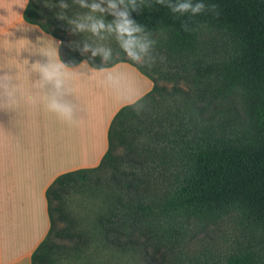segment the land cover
Returning a JSON list of instances; mask_svg holds the SVG:
<instances>
[{
  "label": "trees",
  "instance_id": "1",
  "mask_svg": "<svg viewBox=\"0 0 264 264\" xmlns=\"http://www.w3.org/2000/svg\"><path fill=\"white\" fill-rule=\"evenodd\" d=\"M204 2L216 4V12L192 17L189 26L194 30L185 31L182 21L190 14H174L156 0H136L139 11L132 17L144 29L138 36L153 40L152 35H160L150 57L136 63L112 54L102 61L100 55L73 52L63 35L40 20V3L29 1L25 19L61 37L65 63L87 58L103 67L128 60L154 81L150 92L114 117L101 164L64 173L47 190L52 228L34 253V264H63L53 256L55 249L57 254L78 250L90 240L88 230L66 210L64 195L72 185L88 183V171L102 168L109 169L104 181L110 185L103 193L110 206L99 232L111 243L125 236L126 249L132 250L143 238L147 247L171 253L168 264H264V0ZM215 31L228 48L217 59L204 38ZM156 50L192 70L193 90L168 91L158 84L148 69L151 58L159 60ZM230 96L240 98L243 111L236 126L224 119L226 104L220 101ZM55 210L58 219L67 221L57 234L75 240V245L52 241ZM233 214L255 234L254 246L224 255L190 250V224L208 226Z\"/></svg>",
  "mask_w": 264,
  "mask_h": 264
},
{
  "label": "crops",
  "instance_id": "2",
  "mask_svg": "<svg viewBox=\"0 0 264 264\" xmlns=\"http://www.w3.org/2000/svg\"><path fill=\"white\" fill-rule=\"evenodd\" d=\"M29 1L0 0V65L19 77L24 92L15 108L0 109V264H34L33 255L52 228L49 187L64 173L100 165L118 111L154 87L153 79L128 60L103 67L87 58L65 63L61 37L25 19ZM47 49H55L66 64L80 97L81 111L71 123L49 111L31 88L38 79L32 69L46 59ZM121 68L141 72L146 87L140 93L130 88L132 94L110 108L116 89L109 88V73Z\"/></svg>",
  "mask_w": 264,
  "mask_h": 264
},
{
  "label": "rangeland",
  "instance_id": "3",
  "mask_svg": "<svg viewBox=\"0 0 264 264\" xmlns=\"http://www.w3.org/2000/svg\"><path fill=\"white\" fill-rule=\"evenodd\" d=\"M37 1L41 5L40 20L50 26L51 29L63 35L65 45L70 47L73 52L82 53L76 49L75 45L78 44L80 48H83V45L88 43L92 48L103 47L110 49L112 57L114 58H129L121 47L115 32L103 31L100 36H95L88 31L75 33L71 31L74 25L70 24L69 20L77 18L78 15L82 17L84 14L89 13L88 8H81L78 4H74L73 0H66L69 4L68 9L64 10L67 18L61 19L58 16L61 12L59 7L60 0ZM91 2L92 0H88L89 4ZM93 15L97 18H103L106 23L111 22L113 19L111 15H105L99 12ZM141 38L144 40L148 39L145 35H142ZM158 38H160L158 34L150 37L153 40H157ZM204 38L207 41L205 43L206 48L211 49L213 53L211 55L213 59L219 58L228 49L227 46L225 47L224 38L219 32H209ZM214 51L217 52V57ZM155 53L157 57L161 55L166 57L163 63L156 60L157 66L148 67L157 77L159 85L164 86L168 91H174L176 87L180 88L182 92L193 90L194 84L190 74L192 70L187 65L184 66L179 62L173 61L168 58L165 52L160 50H156ZM82 54L92 56L90 50ZM96 56L92 57L95 58ZM100 56L102 61H106L102 55ZM149 57L150 55L143 56L142 62ZM138 74H141V72L133 68H129L128 70L121 68L119 71L114 70L109 73V88L111 90L116 89L111 92V98L109 97L108 100L110 108L122 101L124 99L123 97H129L132 94L129 91L130 88H133L137 93L144 90L146 84L141 82ZM114 95L116 97L118 95L117 100L114 99ZM220 101L226 104L224 106V119L229 120L231 125L236 126L238 116L242 118L243 112L240 98L238 96H230L226 100ZM219 120L222 119L218 117ZM117 151L122 152L123 150L119 147ZM108 173L109 169L90 170L87 173L90 176L88 183L74 184L64 195L66 210L79 223L81 228L88 230L90 240L87 243L81 244L78 250L61 251L57 254L58 250L55 249L56 252L53 256L55 258L59 256L63 264H168L169 256L172 257L171 253H166L163 250L161 252L157 251L151 246L147 247L143 238L138 241L135 249L127 250L125 245L127 238L125 236L121 237L120 242L113 244L109 241V238L100 234L101 224L99 225V223L107 216V210L110 206V202L105 199L103 193L104 191H108L110 185L109 180L107 182L104 181ZM161 185L162 183L158 184V188ZM55 215L57 219L56 231L52 234V241L59 243L67 242L75 245V240L63 238L57 234V229L59 230V228L64 227L67 221L58 219L59 212L57 210H55ZM188 232H190V235L187 233L189 235L188 242H190V250L196 252L212 250L214 253L224 255L241 247L254 246L256 242L255 234L246 227L236 214L229 215L223 220L208 226L192 223L188 228Z\"/></svg>",
  "mask_w": 264,
  "mask_h": 264
},
{
  "label": "clouds",
  "instance_id": "4",
  "mask_svg": "<svg viewBox=\"0 0 264 264\" xmlns=\"http://www.w3.org/2000/svg\"><path fill=\"white\" fill-rule=\"evenodd\" d=\"M74 4H78L81 8H88L89 13L82 17L77 16L70 19L69 23L74 25L71 29L75 32H91L95 36H100L103 31L115 32L121 47L124 49L130 59L136 63H141L143 56L150 55L154 40H144L138 33L143 32V27L137 23L132 17L133 11H139L136 0H92L89 4L88 0H73ZM156 3L166 6L172 13H178L181 16L190 14L188 20L182 21V27L185 31H193L189 26L192 17L205 12H216L217 5L206 4L204 0H156ZM23 4V3H22ZM59 7L61 12L59 18L66 19L64 10L68 9L69 4L66 0H60ZM111 15L112 21L106 23L103 18H97L94 13ZM76 49L82 53L91 51L92 56L102 55L104 60H108L111 56V50L103 47L92 48L91 45L85 43L83 48L75 45ZM46 59L43 62H37L32 71L38 74V79L34 80L31 88L34 92L39 93L43 98L49 111L56 113L58 116L69 123L78 119V113L81 111L80 97L76 89L71 83V74L67 71L66 64L60 60L55 49H47L45 51ZM157 58H151L152 64ZM161 63L166 60L164 56H158ZM149 64V67L152 66ZM19 77L13 76L9 71L4 70V66L0 65V109L15 108L21 97L24 96L23 89L20 86Z\"/></svg>",
  "mask_w": 264,
  "mask_h": 264
}]
</instances>
